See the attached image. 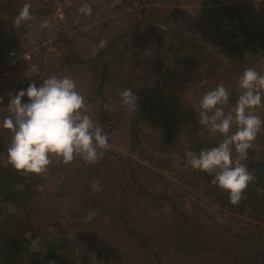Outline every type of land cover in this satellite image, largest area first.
Returning a JSON list of instances; mask_svg holds the SVG:
<instances>
[{"label":"trees","instance_id":"16d2710c","mask_svg":"<svg viewBox=\"0 0 264 264\" xmlns=\"http://www.w3.org/2000/svg\"><path fill=\"white\" fill-rule=\"evenodd\" d=\"M204 1L217 7L224 37L240 60L264 57V36L247 24L241 8L222 0H121V8L136 4L138 9L129 14L130 24L111 36L93 59L87 100L111 148L96 164L79 157L68 164L59 160L57 173H64L56 193L66 202L41 201V187L57 174L51 175L49 168L39 175L14 169L7 157L11 133L0 126V264H129L102 250L89 251L96 228L112 231L118 243L144 254L150 264H264V156L253 147L248 150L242 163L255 179L236 205L211 183L213 175L190 165L179 174L194 200L172 196L158 188L162 179L150 166L164 167L172 156L186 157L187 150L198 154L223 139L199 123L191 102L173 90L164 65L165 44L182 5ZM152 13L157 16L152 18ZM64 60L70 66L83 63L75 55ZM184 62L193 85L209 84L212 90L223 83L229 89V107L234 105L237 82L246 67L231 65L222 75L218 56L200 42L186 51ZM125 88L138 97V111L122 106L119 92ZM23 102H28L27 96ZM105 104L114 105L120 110L118 118L126 120L127 153L111 144L118 123L115 109L105 110ZM8 105L0 110L2 121L10 115ZM107 162L115 164L102 170ZM94 182L101 191L93 190ZM143 219L153 225L144 227Z\"/></svg>","mask_w":264,"mask_h":264},{"label":"rangeland","instance_id":"374dc122","mask_svg":"<svg viewBox=\"0 0 264 264\" xmlns=\"http://www.w3.org/2000/svg\"><path fill=\"white\" fill-rule=\"evenodd\" d=\"M222 1L241 8L247 24L255 32L264 36V0ZM120 2L121 0H0V49L2 51L8 49H16L20 52L32 51L42 69L39 84H42L43 79L52 74L70 76L75 79L77 90L85 96L88 105L86 114L95 120L92 116V106L87 100L90 96L95 69L93 59L101 49L99 42L101 39L107 41L129 25L132 20L129 14L138 9L136 4L133 7L126 5L123 9ZM25 3L31 5V12L35 19L24 22L17 28L14 18ZM83 3L92 6L93 12L90 16L78 11ZM156 16V13L151 14L152 18ZM222 20L215 4L204 1L182 5L178 16L173 21V32L168 36L165 44L164 65L169 69L167 77L173 90L181 99L191 102L192 105L198 104L206 90H211L209 84L198 87L188 80L191 69L189 64L184 62V55L196 42L204 44L208 50L218 56L222 75L226 67L236 64H241L246 68L253 67L264 74V57L248 55L245 60H240L230 49L223 34ZM43 21H48L49 27L41 28ZM69 55H75L83 63L74 66L66 64L64 57ZM161 107L164 106L161 105ZM228 110L225 109V111ZM119 111V109L114 110L118 128L111 136V144L115 149L127 153L126 120L118 118ZM255 111L264 118V104ZM1 121L2 116L0 115V123ZM232 131H235V126ZM178 134L182 136L184 131L179 130ZM252 147L264 156V129L258 134ZM132 156L135 161L143 163L141 157L133 154ZM73 164L76 165V163ZM113 164L115 162L102 164V170L112 169ZM150 166L162 179L158 188L161 190L166 188V193L180 196L182 200H194V193L188 191V186L179 174L181 170L189 166L186 157L172 156L166 164H162L164 167ZM48 168L51 175L56 173L57 176L48 177L47 183L41 187V201L48 205L66 202L65 197L56 193L64 173L61 170L57 173L60 168L59 159L55 158ZM65 169H69V166ZM143 220L144 227L153 225L151 221ZM114 236L112 231L94 229L88 247L89 251L96 254L102 250L111 254L112 258L126 259L129 264H150L144 254L135 249H128L125 245L118 243L119 240H115ZM261 256L264 261V256L262 254ZM94 264L107 263L99 261Z\"/></svg>","mask_w":264,"mask_h":264},{"label":"clouds","instance_id":"9594fccd","mask_svg":"<svg viewBox=\"0 0 264 264\" xmlns=\"http://www.w3.org/2000/svg\"><path fill=\"white\" fill-rule=\"evenodd\" d=\"M78 11L90 16L93 8L83 3ZM34 19L31 5L25 3L14 18V24L19 28ZM40 26L47 28L49 23L43 21ZM159 27L165 28L164 25ZM106 46L107 41L101 39L99 47ZM197 86L203 87V84ZM237 87L238 99L230 107L229 89L223 83L206 91L198 104L193 105L199 123L210 133L222 135L223 139L217 146L202 149L198 154L186 151L187 163L193 169L213 175L211 183L225 190L233 205L241 201L255 179L242 162L264 129V118L255 111L262 106L264 74L248 67L239 77ZM25 96L28 102H23ZM119 96L125 109L138 111V97L133 89L125 88ZM104 107L105 110L115 109L114 105ZM226 108L229 110L225 111ZM8 111L10 115L4 117L0 125L11 133L8 163L22 173L43 174L53 163V157L65 164L78 157L87 164H96L111 148L108 135L86 114L85 96L77 90V82L70 76L52 74L43 79L39 87L35 82L30 83L26 90H20L11 98ZM92 187L97 192L102 190L99 182H94Z\"/></svg>","mask_w":264,"mask_h":264},{"label":"built area","instance_id":"2783aa9c","mask_svg":"<svg viewBox=\"0 0 264 264\" xmlns=\"http://www.w3.org/2000/svg\"><path fill=\"white\" fill-rule=\"evenodd\" d=\"M42 69L32 51H2L0 56V110L10 103L20 88L39 84Z\"/></svg>","mask_w":264,"mask_h":264}]
</instances>
